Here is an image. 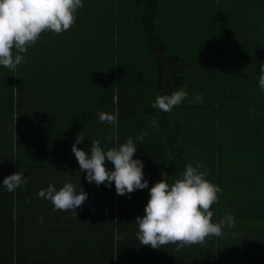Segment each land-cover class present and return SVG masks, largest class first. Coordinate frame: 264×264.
<instances>
[{
	"label": "trees",
	"instance_id": "1",
	"mask_svg": "<svg viewBox=\"0 0 264 264\" xmlns=\"http://www.w3.org/2000/svg\"><path fill=\"white\" fill-rule=\"evenodd\" d=\"M82 2L68 31L42 33L15 71L0 66V264H264V176L255 168L264 165V0ZM59 46L72 53L61 57ZM181 87L203 103L152 107ZM93 91L90 109L84 95ZM59 103L70 113L53 110ZM98 112L116 115V127ZM78 135L85 151L95 140L107 150L132 137L148 188L118 195L114 182L89 183L72 152ZM198 162L223 189L213 222L231 214L234 226L180 251L142 245L135 221L151 187ZM16 172L27 184L9 192L3 180ZM69 182L88 194L77 215L38 197ZM231 191L239 195L226 197Z\"/></svg>",
	"mask_w": 264,
	"mask_h": 264
},
{
	"label": "clouds",
	"instance_id": "2",
	"mask_svg": "<svg viewBox=\"0 0 264 264\" xmlns=\"http://www.w3.org/2000/svg\"><path fill=\"white\" fill-rule=\"evenodd\" d=\"M82 7V0H0V66L15 71L18 65L27 62L22 54L36 44L42 33L50 31L62 34L68 31L76 23L77 12ZM258 84L264 91V64L260 65ZM187 97L188 92L181 87L171 95H158L152 107L170 113ZM191 102L203 103V96L197 94ZM249 111L254 113L255 108ZM97 115L100 123L106 122L116 127V115L107 112H98ZM155 123L153 121V126ZM146 135V132L141 133L137 139L143 141ZM84 139L78 135L72 152L80 170L87 173L89 183L111 187L114 182L118 195L148 188V181L144 180L143 161L133 158L137 144L132 137H128L118 147L107 150L101 147L99 140H95L89 151L77 146ZM106 162L114 165V170H109ZM208 175L203 164H187L174 183L169 184L162 179L151 187L145 214L135 221L142 245L159 249L173 244L176 246L175 251H180L193 245L202 246L207 239L222 236L225 227L234 226L231 214L213 222L212 206L219 203L218 194L223 189L206 179ZM26 184L27 179L21 172L13 173L3 180V186L9 192ZM38 197L49 200L53 211L71 210L77 215L76 209L88 199V194L82 187L78 192L76 186L69 182L59 191L49 184L47 189L38 192Z\"/></svg>",
	"mask_w": 264,
	"mask_h": 264
},
{
	"label": "rangeland",
	"instance_id": "3",
	"mask_svg": "<svg viewBox=\"0 0 264 264\" xmlns=\"http://www.w3.org/2000/svg\"><path fill=\"white\" fill-rule=\"evenodd\" d=\"M161 1H164V2H166V1H169V0H161ZM77 31H80L79 29H77ZM48 32V31H47ZM50 32V31H49ZM51 34H53V32L51 33ZM62 47L61 46H59V49H61ZM171 48H172V50H174L175 48H176V46H174L173 44H172V46H171ZM58 52H59V54H60V56L61 57H64L65 55H67V54H69V53H72V52H68V51H63L62 49L61 50H58ZM146 64H147V66H148V68L151 70V64L149 63V62H146ZM75 70H78L77 68L75 69ZM152 76V77H151ZM150 77L153 79L154 78V76L153 75H151L150 74ZM83 78H85V77H83ZM218 80H219V82H224L225 80H224V77H219L218 78ZM145 84V83H144ZM96 87H97V85H96ZM146 86H142V88L141 89H143V93L145 92V88ZM188 87H190V86H188ZM147 89L149 88V86L148 87H146ZM192 101V98H191V96L188 94V97L183 101V103L185 102V103H192L191 102ZM88 127H89V130L92 132H94V130H95V128H94V125L92 126V125H90V124H86ZM191 126V125H190ZM187 128H188V126H187ZM186 128V129H187ZM239 147H242V146H239ZM248 147H250V146H248ZM70 150V149H69ZM248 151H250V152H252L249 148H248ZM247 156H248V154H246V151L243 149L242 151H240V152H237V157H239V159L240 160H242V159H245V158H247ZM75 158V157H74ZM226 159H229V155L227 154L226 155V157H225ZM237 162L238 161H236L235 162V167L236 168H239L238 166H237ZM241 162H243V161H241ZM257 167V170H258V172H261V174L264 176V165H259V164H256L255 165V168ZM243 168H245V167H243ZM246 171V170H245ZM237 193V192H236ZM235 192H233L232 193V191L230 192V193H228V194H226V197H228V198H234L236 195H239V193H237L236 194Z\"/></svg>",
	"mask_w": 264,
	"mask_h": 264
},
{
	"label": "crops",
	"instance_id": "4",
	"mask_svg": "<svg viewBox=\"0 0 264 264\" xmlns=\"http://www.w3.org/2000/svg\"><path fill=\"white\" fill-rule=\"evenodd\" d=\"M93 93L95 94L94 91L91 92V93L90 92L89 93L87 92V94L84 95L85 96L84 97L85 98V105L88 104V107H90V109L92 107V104L94 102H96L95 97L93 99V96H92ZM78 105H81V102H79L76 106L75 105H72V109H73L72 111H73V113L75 112V113H77L79 115L81 112L79 111V109L77 107ZM55 106L57 108H55ZM52 107H54L53 110H56V111L58 110V112L70 113V108H69L68 104L67 105H64V103L63 104H60L59 103V105H52ZM64 110H67V111H64ZM83 113H84V111H83ZM84 120H85V118H84ZM73 121H74V123L75 122L77 123V118H74ZM78 122H79V124H78L79 126H81L82 123H83L82 122V119H79V117H78ZM92 122H93V119H92V116H91V117H89V124L92 125ZM80 174L77 177H80Z\"/></svg>",
	"mask_w": 264,
	"mask_h": 264
}]
</instances>
